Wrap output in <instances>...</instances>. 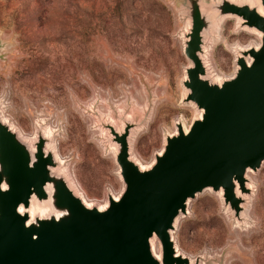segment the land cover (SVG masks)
Listing matches in <instances>:
<instances>
[{
  "label": "rangeland",
  "instance_id": "obj_1",
  "mask_svg": "<svg viewBox=\"0 0 264 264\" xmlns=\"http://www.w3.org/2000/svg\"><path fill=\"white\" fill-rule=\"evenodd\" d=\"M188 7V0H0L2 116L27 139L51 133L91 204L123 190L105 124L135 123L133 156L150 166L177 121L190 127L200 116L184 87ZM237 29L226 19L210 54L220 77L235 70L232 46L260 41ZM249 177L247 223H232L220 197L205 192L174 235L182 254L204 264H264V164Z\"/></svg>",
  "mask_w": 264,
  "mask_h": 264
},
{
  "label": "water",
  "instance_id": "obj_2",
  "mask_svg": "<svg viewBox=\"0 0 264 264\" xmlns=\"http://www.w3.org/2000/svg\"><path fill=\"white\" fill-rule=\"evenodd\" d=\"M188 1L184 87L186 103L201 115L187 131L177 121L146 170L132 152L136 124H105L123 190L118 199L107 194L104 210L77 195L51 133L39 130L32 152L0 108V264H204L178 252L174 235L191 202L209 190L222 193L232 223H247L254 196L248 172L264 164V15L241 0ZM228 18L240 20L237 30L260 33L261 43L240 51L235 76L218 83L205 48ZM33 202L48 205L50 215L31 219Z\"/></svg>",
  "mask_w": 264,
  "mask_h": 264
},
{
  "label": "bare ground",
  "instance_id": "obj_3",
  "mask_svg": "<svg viewBox=\"0 0 264 264\" xmlns=\"http://www.w3.org/2000/svg\"><path fill=\"white\" fill-rule=\"evenodd\" d=\"M234 1V0H233ZM235 2H238V1H235ZM239 3H249L250 5H252V6H258V8H259V12L261 13V14H263L264 15V7L260 4V0H241ZM236 20H237V23H240V20L238 19V18H236ZM223 24H224V20H222L218 25H217V28H216V30H214V32H215V36H214V38L212 39V40H210V46L208 47V48H205L206 49V51L208 52V57H210V54H211V52L216 48V46H217V44L220 42V40H221V31H222V26H223ZM253 34L254 35H257L258 36V38H259V40H260V37H261V34L260 33H255V32H253ZM260 43H261V40L259 41V43H255V44H250V45H248V46H242V45H235V46H232V50H233V52L235 53V62H234V64H235V70H234V72L230 75V76H227V77H220V76H218L215 72V74L213 75V74H211L210 76H212V78H213V80L215 81V82H218V83H221V81H223V80H227V79H232L234 76H235V74H236V70H237V67H236V60H237V58L240 56V54H239V52L240 51H242V50H246V49H250V48H256V49H258L259 48V46H260ZM213 73V72H212ZM196 113V112H195ZM201 115V114H200ZM7 116V115H6ZM182 119V118H181ZM183 120V119H182ZM3 121H4V119H3ZM5 122V121H4ZM186 124V123H185ZM55 125H57V124H55ZM184 125V124H183ZM188 125V124H187ZM52 126V125H51ZM184 127H185V129H186V131L189 129V127H187V126H185L184 125ZM142 132V131H141ZM140 133V132H139ZM35 138V137H34ZM35 142H36V139H30V142H29V146H30V148H31V150H32V152H34L35 150H36V146H35ZM51 148L54 150V152H55V154H56V156L60 159V157H59V153H58V150H57V146H55L54 144H51ZM163 150V149H162ZM160 151L159 152V155H161V153L163 152V151ZM62 158V157H61ZM135 162L138 164V165H141V168L143 169V170H146V169H148L149 167H151V165L153 164V163H155V161H153L152 162V164L150 165V166H144V165H142V164H140L138 161H136L135 160ZM146 165H148V164H146ZM119 172H120V168H119ZM248 173H252V171H249ZM69 178H71L70 176H69ZM70 181L72 182V184H73V186L75 187V185H74V181L72 180V178L70 179ZM75 188H77V186L75 187ZM80 189V188H79ZM48 190V192L50 193V188H48L47 189ZM77 190V195L79 194L80 195V198H82V200L85 202V204L88 206V207H92L93 205L91 204V203H89L85 198H84V196H82V194H80L81 192H80V190H78V189H76ZM207 192H211V190H209V191H207ZM114 194V193H113ZM219 197H220V199L222 198V193H219V194H217ZM119 196L120 195H114V198L115 199H118L119 198ZM88 199V198H87ZM107 207V203H106V205L104 204V205H102V206H99V208H100V210H104L105 208ZM26 211V209L24 208V207H21L20 208V212L21 213H24ZM29 211V213H30V215H31V219L34 217L35 218V216L36 215H40V216H42V217H44V216H48V215H50V213H51V209L49 208V206L48 205H46V204H40V203H38V202H33L32 203V206H31V208L28 210ZM189 213H190V209H189ZM249 213H250V204H248L247 206H246V211H245V213L243 214L244 215V217H248L249 216ZM251 214V213H250ZM226 215L229 217V219L232 217H230L229 215H228V212H226ZM251 219V218H250ZM253 219V218H252ZM252 221V220H251ZM179 223H180V221L178 222V225H179ZM178 225H177V229H178ZM251 228V227H250ZM248 231V230H247ZM176 238V237H175ZM152 248H153V252H154V254H155V256L158 258V259H161V248H160V246H158V245H156V243L154 242V241H152ZM176 248L178 249V246H177V244H176ZM180 250L178 249V252H179ZM214 256V255H213ZM230 258V257H229ZM226 263H227V261H226Z\"/></svg>",
  "mask_w": 264,
  "mask_h": 264
}]
</instances>
